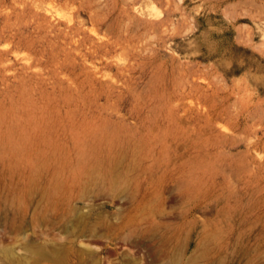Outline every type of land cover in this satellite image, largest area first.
<instances>
[{
  "label": "rangeland",
  "instance_id": "obj_1",
  "mask_svg": "<svg viewBox=\"0 0 264 264\" xmlns=\"http://www.w3.org/2000/svg\"><path fill=\"white\" fill-rule=\"evenodd\" d=\"M0 264H264V0H0Z\"/></svg>",
  "mask_w": 264,
  "mask_h": 264
},
{
  "label": "bare ground",
  "instance_id": "obj_2",
  "mask_svg": "<svg viewBox=\"0 0 264 264\" xmlns=\"http://www.w3.org/2000/svg\"><path fill=\"white\" fill-rule=\"evenodd\" d=\"M117 166V165H116ZM79 173V172H78ZM56 176V175H55ZM105 177V176H104ZM55 178V177H54ZM59 189H61V188H59ZM114 190V189H113ZM116 192V191H115ZM134 232H136V231H134ZM128 234V233H127ZM146 234V233H145ZM132 235V234H131ZM144 235V234H143ZM142 242V241H141ZM147 245V244H146ZM174 248V247H173ZM175 250V249H174ZM111 252V251H110ZM57 254V253H56ZM175 254V253H174ZM6 255H7V257L8 258H11V256H12V253L11 252H6ZM166 260V259H165ZM194 262V261H193Z\"/></svg>",
  "mask_w": 264,
  "mask_h": 264
}]
</instances>
